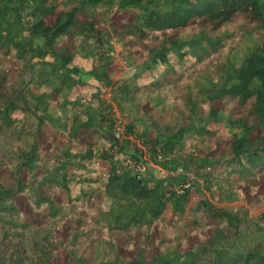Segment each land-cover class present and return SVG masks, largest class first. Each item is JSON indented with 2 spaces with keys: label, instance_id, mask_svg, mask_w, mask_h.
<instances>
[{
  "label": "trees",
  "instance_id": "obj_1",
  "mask_svg": "<svg viewBox=\"0 0 264 264\" xmlns=\"http://www.w3.org/2000/svg\"><path fill=\"white\" fill-rule=\"evenodd\" d=\"M10 69L25 77L17 92ZM122 103L135 111L126 122ZM6 134L0 264H52L59 253L86 264L94 231L96 264H264L262 242L233 252L203 236L213 222L240 234L239 215L217 205L264 182V0H0ZM153 162L164 178L142 175ZM16 197L44 220L17 222ZM117 234L132 257L99 262Z\"/></svg>",
  "mask_w": 264,
  "mask_h": 264
},
{
  "label": "rangeland",
  "instance_id": "obj_2",
  "mask_svg": "<svg viewBox=\"0 0 264 264\" xmlns=\"http://www.w3.org/2000/svg\"><path fill=\"white\" fill-rule=\"evenodd\" d=\"M110 35L112 32L110 28H107ZM110 46L112 47V52L114 56L122 55V50L120 45L114 40L110 39ZM16 70L10 69L7 71V82L12 84V90L17 92L20 90L25 83H22V78L24 76L16 77ZM26 82V81H25ZM106 89L105 98L108 100L109 94ZM122 113L126 116L125 119H122L124 122L135 117V111L133 108L129 107L126 104H121ZM119 112H116V116L122 117ZM148 119V118H147ZM121 120V121H122ZM150 128L159 130L164 134H168L170 131V127L163 124H156L154 122H150ZM13 142V135L6 134L0 136V182L6 184L8 180V172L4 168L3 159L5 157L6 152L9 151L11 147V143ZM146 169L143 171L142 175L147 177H153L155 179L162 178L161 170L157 164L147 163ZM164 171V170H162ZM181 171H178L180 173ZM191 177V175H190ZM250 186H254L255 183L253 181H249ZM264 196V182L256 188L254 193H250L248 188L243 189L242 199L238 202L232 204H218V208H224L230 212H236L239 217L243 221V225L239 228L241 233L236 235L234 232L225 224H216L212 223V226L204 231L203 236L205 238L206 245L210 244L213 249L222 248L231 250L233 252H241L245 247H252L260 242L264 243V232L261 231V228L264 224V216L260 218H256L259 214L264 212V205L261 206V202L259 200L260 197ZM15 203L18 208L22 211V219L17 221L19 223H30L38 225L44 220V215L40 213L34 212L25 202V200L21 197L15 198ZM220 230V231H217ZM68 231V224H66L61 232H56L55 236L60 238H66ZM221 232V233H220ZM99 232L94 231L87 239L84 244L81 255L86 260V264H96L97 259L94 258V241L97 239ZM160 237L157 231L154 232L152 239L157 240ZM139 239L138 233H135L132 241L130 243H137ZM188 246L192 247L196 245L199 240L195 236L186 237ZM114 248L111 249L109 247H103V250L98 256V261H108L114 258V254L117 253L120 257H128L131 258V251L127 248V243L125 240L119 235L114 236ZM155 253V248L153 247L148 254ZM33 250L32 246L28 241H25V246L23 250L22 261L24 263H29L30 258L32 257ZM64 262V257L62 254H58L56 260L52 264H62Z\"/></svg>",
  "mask_w": 264,
  "mask_h": 264
},
{
  "label": "built area",
  "instance_id": "obj_3",
  "mask_svg": "<svg viewBox=\"0 0 264 264\" xmlns=\"http://www.w3.org/2000/svg\"><path fill=\"white\" fill-rule=\"evenodd\" d=\"M119 131H121L120 128H118ZM193 150H188V152H192ZM178 171H181V170H178ZM178 171L176 172V174H178ZM161 172V176L162 178H164L166 175H167V171H160Z\"/></svg>",
  "mask_w": 264,
  "mask_h": 264
}]
</instances>
